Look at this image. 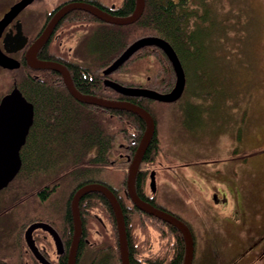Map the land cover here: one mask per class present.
I'll return each mask as SVG.
<instances>
[{
	"label": "trees",
	"instance_id": "trees-1",
	"mask_svg": "<svg viewBox=\"0 0 264 264\" xmlns=\"http://www.w3.org/2000/svg\"><path fill=\"white\" fill-rule=\"evenodd\" d=\"M205 2L206 0H145L144 12L137 22L126 26H107L109 28H105L97 35L93 41L94 46L98 48L95 52L97 59L94 65L85 66L71 62L67 65L76 89L85 95L137 104L153 115L152 105L155 101L142 97H126L108 87L105 81L111 80L127 87L148 88L163 94L171 92L176 84V75L172 63L163 50L155 46L144 47L117 71L108 76L103 75V71L134 42L144 37L155 36L172 45L186 75L190 76V72L194 69L193 71H197L196 76L199 77L197 81L205 77L207 68L204 67L206 64L203 61L205 58L202 48H207L210 43L216 44L215 39L221 32V29L216 30L218 17L209 6L205 5ZM136 3L137 0H124L116 16L132 15ZM83 15L92 17L88 13L76 11L71 17V22L84 21ZM222 18H220L221 22ZM208 30L211 35H208L210 34ZM208 38H212L211 41H207ZM44 59L52 61V58L47 56ZM15 73H18L15 83L35 107V117L33 127L21 151L22 169L14 181L0 191V204L3 206L0 216L10 209L20 210L33 198L49 200L61 187H64L63 185L73 179L76 180L78 176L90 170L117 166L123 168L125 179L119 188L108 186L117 196L123 209L130 263L183 264L185 242L180 231L139 210L127 194L130 166L127 158H132L136 153L146 129L145 121L127 111L104 109L79 102L65 86L61 75L54 71L46 70L38 77L21 70L12 72ZM140 77H144V80ZM12 88L2 93L0 100L2 95L10 92ZM114 123L120 125L116 126ZM118 136L126 142V145L123 144V149L128 155H122L125 166L121 165L122 162L113 160ZM162 150L163 145L156 129L137 174L136 190L144 201L172 213L156 202L149 187L150 174L157 169ZM93 151L96 152L94 156L91 155ZM91 183L99 182L86 179L72 189L60 225H56L51 220L37 218L24 225L17 234L18 250L13 253L15 256L0 258V264H40L33 254L27 251L25 242V231L32 223L38 221L53 225L63 241L65 254L58 260H52L53 264H67L74 235L72 199L80 188ZM7 195L11 199L6 197ZM6 198L9 201H6ZM80 212L83 234L79 246L78 264L87 259L86 253L91 243V234L95 225L99 223L98 213L110 222L114 242L95 252L90 264H121L117 221L110 201L100 193H88L80 201ZM172 214L188 224L178 214ZM189 227L191 228L190 225ZM152 230L159 233L162 241L169 240L155 254H149L152 248ZM191 231L196 240L192 228ZM52 245L53 243H49V246ZM193 264H213V261L207 256L198 261L195 250Z\"/></svg>",
	"mask_w": 264,
	"mask_h": 264
},
{
	"label": "rangeland",
	"instance_id": "rangeland-1",
	"mask_svg": "<svg viewBox=\"0 0 264 264\" xmlns=\"http://www.w3.org/2000/svg\"><path fill=\"white\" fill-rule=\"evenodd\" d=\"M9 1L0 0V6ZM205 5L218 17L216 30L221 29V32L215 39V48L212 43L202 48L206 76L197 81L199 77L193 69L190 76L186 75V88L179 100L171 103L155 101L152 105L158 137L163 141V156L159 161L182 175L183 179L173 180L175 189L180 186V180L190 182L189 176L215 189L221 200L225 197L222 189L229 192L236 190L235 185L243 187L244 206L236 209L241 215L238 221L233 217L236 211L217 207L213 198L207 200L203 208L194 209L181 202L177 192L173 196L169 192L171 210L174 211H168L182 214L190 221L196 237L198 261L207 256L213 264H248L236 259L238 249L235 250L232 238H251L248 242L244 240L247 252L259 246L264 232L259 226L264 213V0H206ZM69 24L61 37L63 47L58 42L54 47L58 52L65 49L59 55L74 64L94 65L93 58L86 52L75 51L83 33L91 35L93 25ZM73 49L75 53L72 52L71 59L68 51ZM16 75L18 73L12 74L0 67V96L12 88ZM140 79L144 80V77ZM123 144L126 142L118 136L113 159L125 166L122 155H116L123 150ZM156 174L157 171L156 186L162 188L164 176L161 171L158 177ZM86 179L119 188L125 173L117 166L90 170L63 185L47 201L37 197L20 210L5 211L0 216V258L15 256L19 230L34 219L51 220L60 225L72 189ZM6 197L11 199L9 195ZM2 208L0 204V211ZM98 219L91 234L87 259L80 264H90L95 252L114 242L110 222L100 213ZM236 223L246 229L245 237L238 231ZM151 238L149 254L158 253L169 241H162L154 230ZM260 249L259 246L257 250ZM257 264H264V261Z\"/></svg>",
	"mask_w": 264,
	"mask_h": 264
},
{
	"label": "water",
	"instance_id": "water-1",
	"mask_svg": "<svg viewBox=\"0 0 264 264\" xmlns=\"http://www.w3.org/2000/svg\"><path fill=\"white\" fill-rule=\"evenodd\" d=\"M31 1L32 0L20 1L4 16L0 21V37L5 24ZM144 9L145 0H137L136 9L132 15L127 17H115L91 4L83 2L71 3L57 13L41 37L28 50L27 62L33 70H51L59 73L62 76L67 89L79 102L104 109L127 111L137 115L145 121L146 129L136 153L132 158H129L130 167L127 177V194L139 210L176 227L180 231L185 242V258L183 264H193L195 256V241L190 227L174 214L144 201L138 195L136 190L138 171L140 170L144 155L156 133V121L153 115L145 108L128 101H111L93 95L82 94L76 89L71 74L66 66L58 62L39 60L37 58L38 51L47 44L59 21L73 11H84L106 23L126 26L137 22L141 18ZM151 46L163 50L172 63L176 75V84L171 92L163 94L148 88L127 87L111 80H106L105 84L127 97H142L164 103L175 102L179 100L184 93L186 87V74L178 54L172 45L162 38L149 36L137 40L130 45L118 59L106 68L103 74L108 76L117 71L140 49ZM20 66L21 64L19 61L11 58L0 49V67L7 70H16L19 69ZM34 115V105L27 100L16 84L12 91L2 97L0 101V191L7 188L20 171L22 165L20 152L26 144L27 136L34 124ZM150 187L152 192L155 193L157 188L155 171L151 173ZM95 192L104 195L110 201L117 221L121 264H131L123 209L113 190L109 186L101 183H91L80 188L72 199L74 235L68 254L67 264H78V252L83 234L80 201L86 194ZM37 229L46 231L52 236L58 255L65 254L64 244L58 231L49 223L37 222L32 224L26 230V244L36 259L41 262V264H52L36 245L33 233Z\"/></svg>",
	"mask_w": 264,
	"mask_h": 264
},
{
	"label": "flooded vegetation",
	"instance_id": "flooded-vegetation-1",
	"mask_svg": "<svg viewBox=\"0 0 264 264\" xmlns=\"http://www.w3.org/2000/svg\"><path fill=\"white\" fill-rule=\"evenodd\" d=\"M20 1L22 0H10L5 6H0V21L12 9V7L15 6L17 3H19ZM74 2H83V3L91 4L107 12L108 14L112 16L118 17L116 15L120 11L124 0H117V1L116 0H32L28 5H26L23 9H21L11 20H9L5 24L2 35L0 37V49L5 54L10 56L11 58H14L17 61H19L21 64L20 68L15 71L21 70L35 77H38L44 74V71L33 70L28 65L27 52L33 46V44L41 37V35L47 29V27L52 22V20L57 15V13L60 12L67 5L74 3ZM75 12L76 11H73L67 14L65 17H63L59 21V23L57 24L47 44H45L38 51L37 58L39 60H45L44 57L47 56V57L52 58V61L61 63L65 66L70 64V62L74 63L72 61H68L63 56L59 55L60 52H65V49L64 51L60 49V52H58L57 49L54 47V45H56V42H58L60 47L61 46L63 47V43L60 42L61 37L66 33L65 28L66 26L70 25L69 23L71 22V17L73 16V13ZM80 12H84V11H80ZM84 13H87V12H84ZM91 16L93 18L83 15V18H85V20L77 22V24H81L78 26L86 27V25H93V28H91L92 30L90 31L91 35H88L89 33H83L82 39L77 43L75 51L76 50L84 51L87 53L88 56L93 58V61H95L97 59V55L95 54V52L98 48L94 46L93 43L95 42L93 41H95L97 35L102 30H104L105 28H109L107 26H113L114 24L106 23L93 15ZM85 23H88V24H85ZM72 52L75 53L74 49L68 51V53L71 55V56L69 55L71 59L73 58ZM46 61H49V60H46ZM12 72L14 71H11L10 73ZM95 154L96 152H91V155H95ZM116 155H128V154H126L123 149L122 151L116 153ZM20 156H21L22 165H23V155H20ZM22 165H21L20 171L22 169ZM215 196H217V194H215ZM234 216L241 218V215L239 213H234ZM259 226L261 227L262 230H264V213L262 216V222L259 224ZM34 238L36 241V245L42 251V253L44 254L46 258H48L51 262L52 260H58L60 255L56 253L55 248L53 249L51 246H49V243H51L52 237L48 232L43 231V230H36L34 231ZM232 240H233V245L235 246V250L238 249V252L235 253L236 254L235 257L237 260H240L241 263L246 261V263L248 264H257L260 260L264 261V232L260 236L259 246L262 248L260 250H257V248H259V246H257L256 249L252 248L246 252L245 251L247 250L246 247L243 248L242 246H240V244L243 242L245 245L246 243L245 241L241 240L240 237L238 239V237L236 236L233 237ZM27 251L28 252L30 251V253H32L31 250L29 249H27ZM39 263L41 264V262Z\"/></svg>",
	"mask_w": 264,
	"mask_h": 264
},
{
	"label": "crops",
	"instance_id": "crops-1",
	"mask_svg": "<svg viewBox=\"0 0 264 264\" xmlns=\"http://www.w3.org/2000/svg\"><path fill=\"white\" fill-rule=\"evenodd\" d=\"M159 136V135H158ZM159 140L161 141V143H163V141L159 138ZM163 154V153H162ZM160 155L161 156L163 155ZM159 158V160H160ZM188 166V165H187ZM173 167H168V165L162 163V161H158V165H157V174L156 176L158 177V173L159 171L162 172V175L165 177L162 178V188H159L158 184H157V191L154 195L156 202L164 207L167 208L170 211H174L171 210L172 206L169 200V192L171 193V196H173L174 194L176 195L177 193H180V195L178 196L179 200L181 202H186V205L189 204V208H194V209H198V208H203V206H205V203H207V200H211L214 201V205H216L219 208H226L229 207L231 208L233 211H236L235 213H237V210L239 207H243L244 206V193L242 191L243 187H241L240 185L237 186L235 185L236 190H230L229 192H227L225 189H222V192H224L225 196L222 200L220 199V193H216L215 189H210L209 185L201 182V181H196L193 180V177H188V179L190 180V182H186V180L183 181H178V184H180V186L177 187V189H175L174 186V181L175 179L178 178H182L181 174H176L174 170H172ZM168 170L167 172H164ZM171 176H166V175H170ZM172 178V179H171ZM183 179V178H182ZM176 182V181H175ZM234 188V189H235ZM221 192V193H222ZM215 194H217V196H215ZM186 195V196H185ZM215 197H214V196ZM168 196V198H167ZM185 205V204H184ZM185 205V206H186ZM181 218H183L193 229L190 221L182 214H179ZM234 216V214H233ZM234 218L238 221V217ZM241 224V223H240ZM239 223H236V227L238 228V231L241 232V234L245 237L244 232H245V228L243 229L242 227H239ZM194 230V229H193ZM248 231V230H247ZM248 233H250V231H248ZM246 240L247 242L251 240V238L248 239H244L243 241ZM242 244V243H241ZM243 248L245 247L244 242L241 245Z\"/></svg>",
	"mask_w": 264,
	"mask_h": 264
}]
</instances>
